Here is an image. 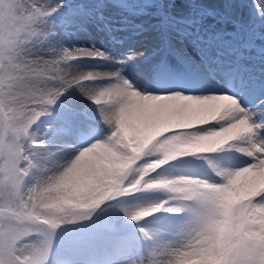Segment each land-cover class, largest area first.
I'll return each instance as SVG.
<instances>
[{"label":"rangeland","instance_id":"374dc122","mask_svg":"<svg viewBox=\"0 0 264 264\" xmlns=\"http://www.w3.org/2000/svg\"><path fill=\"white\" fill-rule=\"evenodd\" d=\"M31 2L32 0H20V3L12 5L14 14H9V5L5 4V14L0 18V113H3V119L11 128L21 129L18 137L9 131L4 143L6 147L13 145L21 154V160L26 161L11 179L7 174H0V242L3 244L0 254L5 264H149L153 253L170 254L172 250L182 249L195 239L201 227L200 204L208 194L215 192L227 212L250 201L254 193L264 191L263 179L260 183L262 185L256 187L255 184L252 188H241L235 179L226 185H212L199 177L201 172L196 168L165 167L170 164L163 163L167 159H179L181 156L209 150L224 139L225 136L210 141V136L188 143L186 140L192 134L183 132L160 139L166 132L206 122L212 113L196 109L183 114L158 112L159 119L141 117L136 112L127 114L126 110L113 115V97L109 93L104 95L97 86L101 83L94 82L103 80L108 75L105 69L103 73L98 70L103 67V61L76 60L69 65L59 49L41 48L39 45L46 38L47 29L29 26ZM110 2L115 6L114 14H102L105 11V0L95 5L79 3L75 6L98 8L103 16L99 23L116 30L115 34L119 37L110 36L116 41L118 38H137L136 35L145 34L136 25L143 24L147 27L153 17L159 15L157 9L160 4L155 0H148L147 3H143V0ZM261 3L264 0H234L230 11L233 23L217 25L211 17L207 23L212 24L213 28H223L231 36L237 25H249L250 18L258 11ZM164 6L167 7V4ZM201 6L220 7L219 4L193 5ZM183 7L188 8V5ZM63 33L64 43H73L71 41L75 40L78 44L79 41L75 38L81 37L83 40L80 39V44L86 43L92 48L100 49L99 46L90 44L93 38L100 43H107L105 36L99 35L97 28L92 26L87 31L69 30ZM153 43H156V36ZM255 45L264 48V38H257ZM84 80L89 82L85 83ZM70 85H75L80 92L75 87L70 89L55 108L52 106L50 115L40 118L34 125V131H23L25 127H32L28 121L35 112L45 110L44 101L49 96ZM93 97L96 98L93 103L97 104L103 123L97 125L98 130L94 136L102 138L103 135L109 144L108 149L92 154L89 162L73 164L70 161L66 166L50 164L45 159L50 147L56 151L64 145L68 146L69 149L65 150L69 156L81 149L78 143H62L54 148V141L61 125L73 118V109L90 111L88 100ZM2 138L0 134V139ZM146 157L155 159L140 163ZM157 169L161 171L157 172ZM143 174L149 175L142 179ZM158 181H162L158 187L161 192H169L175 187L179 188L181 195H190L193 199V195H199L200 201L183 220L158 224L154 237L148 244L144 243L145 249L141 251L140 242L132 232H125L120 236L111 234L121 233L116 227L121 228L122 223L141 224L130 220L125 215V210L161 206L164 203L160 199L164 198L155 194L150 204L147 198L150 195L134 191L132 199L120 197L113 201L112 206L102 203L106 197L118 193L120 188L129 192L136 185L148 186L151 182L156 185ZM166 204L174 202L169 200ZM89 216L90 219H76ZM51 223L59 224L54 233L50 228ZM257 223L264 225V213L260 214ZM93 227L102 229V238L94 232ZM219 227L226 230L229 225ZM134 231L139 233L137 227ZM217 262L218 257L210 256L207 260V264Z\"/></svg>","mask_w":264,"mask_h":264},{"label":"snow or ice","instance_id":"6c2138e0","mask_svg":"<svg viewBox=\"0 0 264 264\" xmlns=\"http://www.w3.org/2000/svg\"><path fill=\"white\" fill-rule=\"evenodd\" d=\"M101 2L32 0L29 26L47 29V36L39 46L59 49L69 65L76 60L111 61V67L103 68L108 75L94 82L110 85V92L119 98L113 115L134 101L170 108L178 114L192 109L210 111L212 115L206 122L166 132L160 139L179 132L192 134L186 140L188 143L221 134H225V138L209 150L181 156L165 167L197 168L201 172L199 177L212 185H226L236 177L264 171V48L255 45L257 38H264V3L259 4L248 26L237 25L229 36L223 28H213L207 20L211 17L217 25L233 23L230 11L234 0H155L160 4L159 15L153 17L147 27L136 25L141 33L155 34L156 43L151 47L147 37L121 57H109L97 48L67 47L62 35L65 31H87L89 26L111 31L107 24L99 23L103 16L98 8L75 6ZM17 3L20 0H0V18L5 14V4L9 5V14H14L11 6ZM185 4L188 8L183 7ZM211 4L220 7H193ZM74 87L70 85L49 96L44 101L45 110L35 112L28 121L32 127H25L23 131H34L40 118L50 115L52 106ZM95 99L88 100L90 111L73 109V118L61 125L54 148L62 143H78L83 149L103 138V135L102 138L94 136L97 125H103L98 106L93 103ZM9 131L18 137L21 129L11 128L0 113L3 137L0 139V174H7L11 179L26 161L21 160V154L13 145L5 146ZM148 159L155 157H146L140 163ZM159 171L161 169H157ZM200 210L201 227L195 239L170 254L153 253L149 264H207L210 256L218 257L217 264H264V225L257 223L264 213V191L254 193L250 201L227 212L213 192L201 202ZM125 215L139 222L149 213L125 210ZM224 224L229 225L226 230L219 227ZM58 227V223L50 224L53 233ZM139 231L146 239H152L147 230L140 228ZM2 251L0 242V253ZM44 259L47 260V252ZM0 264H5L2 254Z\"/></svg>","mask_w":264,"mask_h":264},{"label":"bare ground","instance_id":"6f19581e","mask_svg":"<svg viewBox=\"0 0 264 264\" xmlns=\"http://www.w3.org/2000/svg\"><path fill=\"white\" fill-rule=\"evenodd\" d=\"M105 4L103 6V9H105L104 12H102L103 15L108 14L109 12L111 14L115 13V6H113L110 2V0H105ZM132 4V3H131ZM105 19V18H104ZM146 19V18H145ZM125 23V22H124ZM146 24V23H145ZM116 29V28H115ZM138 29V28H137ZM116 31V30H115ZM115 31L113 29H111V31H107V30H97V32H99V35L105 36L106 42L105 44L100 43L98 40H95L93 38V42H91L90 44L93 45L95 47L99 46L101 50L105 51L109 57H121L124 55H127L128 51L132 48H134L135 46L138 45V43L140 42L141 39L147 37L149 40V46L151 47L152 45H154L153 43V39L155 38V34L151 33V32H147L145 34H139L138 39L134 38L133 36H127V37H123V38H118V41L114 40L113 38L111 39L110 36L114 35L116 37H119L115 34ZM64 34V33H63ZM97 34V35H98ZM137 36V35H136ZM77 41H79V43L77 44L75 40H72L71 42L73 43H69V42H65V45H68V47H80V48H85V49H92V47H89L88 45H86V43H81L80 44V39L83 40V38H75ZM90 40V39H89ZM94 40L96 42H94ZM98 41V42H97ZM110 43L111 46L110 47ZM89 44V45H90ZM95 44V45H94ZM84 62V61H83ZM105 66V67H104ZM111 61H103V67L99 68L98 70L101 71L103 73L104 69L103 68H107V67H111ZM100 84V83H99ZM99 87V90L104 93H109L112 97L113 100L112 102H115V106L114 109L119 105L120 100L119 98L112 92H110V85H105V84H101V85H97ZM117 103V104H116ZM113 106V105H112ZM113 108V107H112ZM126 110V112L124 111ZM199 110L200 112H205L206 110H202V109H196ZM122 113L123 111L127 114H130L132 112H136L137 114H140L141 117H145V118H156L159 119V113L158 112H167L168 113H175L176 111L170 108H161V107H156L153 105H147V104H143L139 101H134L132 104H130L127 107H124L120 110ZM119 111V112H120ZM129 112V113H128ZM192 114V113H191ZM196 114V113H195ZM126 115V114H125ZM136 116V115H135ZM195 116H199V115H195ZM201 116V114H200ZM155 122V121H154ZM157 123V122H155ZM30 135V134H29ZM38 136V135H37ZM224 134L218 135V136H211L210 137V141L212 140H216L218 138H222L224 137ZM36 138V137H35ZM225 138V137H224ZM36 140V139H35ZM39 140V139H38ZM110 141V140H108ZM34 142V140H33ZM38 142V141H37ZM40 142V141H39ZM36 144V143H35ZM34 144V145H35ZM67 145V143H65ZM108 142L107 140L103 137L102 139H98L96 140V142H94L93 144H91L88 147H85L83 149H78L77 151L74 152L73 155L69 156V153H67V151L65 149H69L68 146L61 148L59 150L53 149L52 147L47 149V155H46V161H48L50 164H60L65 165L68 164L71 161L73 164L75 162H78L81 164L82 161L85 162H89L90 161V157L92 156V154H97L103 150L106 151V149H108ZM36 147V146H35ZM34 148V147H33ZM70 151V150H69ZM67 154V155H66ZM120 154V153H119ZM103 155V154H102ZM40 156V155H39ZM42 159V158H41ZM36 161L39 163V159L36 157ZM44 161V160H43ZM237 163H239V161H237ZM41 164V162H40ZM46 165V164H45ZM39 166V165H38ZM66 166V165H65ZM62 168V167H61ZM37 169V168H36ZM48 169V168H47ZM53 169V168H52ZM69 169V168H68ZM31 170V169H30ZM46 170V169H45ZM68 171V170H67ZM53 172V171H52ZM39 173H41V171H39ZM43 173V172H42ZM52 175V174H51ZM54 175V173H53ZM31 176V175H30ZM57 178V177H56ZM35 179V178H34ZM39 179H42V176L40 174ZM235 180H237L236 182L241 185V188H252L254 187L255 184L256 187H259V185H262L264 183V171H257V172H253L251 174H246V175H242L239 177L234 178ZM263 179V180H262ZM235 182V181H234ZM262 183V184H260ZM46 184V183H45ZM238 190V189H237Z\"/></svg>","mask_w":264,"mask_h":264}]
</instances>
